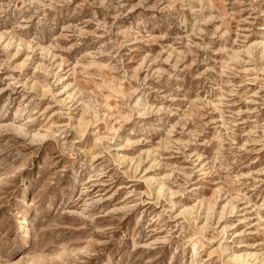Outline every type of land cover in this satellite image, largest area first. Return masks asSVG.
Returning a JSON list of instances; mask_svg holds the SVG:
<instances>
[{
  "label": "rangeland",
  "instance_id": "rangeland-1",
  "mask_svg": "<svg viewBox=\"0 0 264 264\" xmlns=\"http://www.w3.org/2000/svg\"><path fill=\"white\" fill-rule=\"evenodd\" d=\"M0 264H264V0H0Z\"/></svg>",
  "mask_w": 264,
  "mask_h": 264
}]
</instances>
